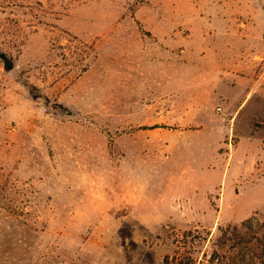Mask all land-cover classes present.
Here are the masks:
<instances>
[{"label": "rangeland", "instance_id": "1", "mask_svg": "<svg viewBox=\"0 0 264 264\" xmlns=\"http://www.w3.org/2000/svg\"><path fill=\"white\" fill-rule=\"evenodd\" d=\"M0 264H264V0H0Z\"/></svg>", "mask_w": 264, "mask_h": 264}, {"label": "trees", "instance_id": "2", "mask_svg": "<svg viewBox=\"0 0 264 264\" xmlns=\"http://www.w3.org/2000/svg\"><path fill=\"white\" fill-rule=\"evenodd\" d=\"M0 58L4 61L6 70H10L12 68L11 61L6 57L5 54H0Z\"/></svg>", "mask_w": 264, "mask_h": 264}]
</instances>
